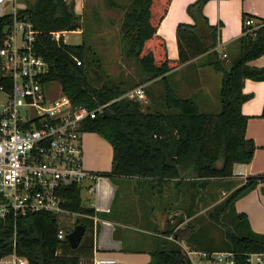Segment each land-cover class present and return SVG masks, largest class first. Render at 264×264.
Returning <instances> with one entry per match:
<instances>
[{
	"label": "trees",
	"instance_id": "trees-1",
	"mask_svg": "<svg viewBox=\"0 0 264 264\" xmlns=\"http://www.w3.org/2000/svg\"><path fill=\"white\" fill-rule=\"evenodd\" d=\"M20 1L23 7L19 13L40 31L37 53L48 63L44 79L58 82L74 105L94 109L106 104L94 118L86 119L81 125L83 132L97 133L112 147L110 171L97 175L113 182L119 177H135L152 183L149 189L151 204L146 217L152 224L156 244L149 251L147 264H189L179 242L183 238L188 242L195 229L189 221L176 229L184 218L173 222L169 217L173 207L172 203L161 205V185L176 180V187L187 180V189L192 188L196 193L208 189L212 183L228 184L231 190L235 183L228 179L233 175V165L250 162L256 146L245 135L248 118L241 112L245 100L242 99V88L247 78L264 80V67L248 64L264 54V19H257L252 26L242 24L238 55L229 61L214 50L216 28L209 25L202 14V7L208 0H195L186 6V12L195 23L177 24L179 56L170 59L157 28L171 0H130L124 10L120 33L124 58H133L139 68L137 79L131 84L127 79L115 81L104 72L87 38L82 37L80 44H66L62 37L58 41L51 38L52 31L80 29L81 16L75 14L72 2ZM108 7L121 8L110 0ZM248 17L252 18L243 13L242 21ZM9 22L7 16L0 17V45L4 27ZM208 36L210 43L206 40ZM201 54L204 59L199 60V66H209L221 76L219 111L216 113L200 110L194 97L179 96L167 82L173 69ZM73 57L80 61L79 65ZM155 79L164 85L161 96L164 111H149L139 100L121 97L127 90ZM261 117L264 119V107ZM259 182H264V174L246 177L214 207V212L209 213V218L224 228L226 250L236 253L235 264H247L246 253L264 252V234L252 231L246 215L234 208L235 200ZM61 195L65 200L63 206L69 212L80 216L95 214L94 208L81 204L80 184L67 186ZM173 198L176 200L175 196ZM194 214L189 210L187 217L192 218ZM225 214L230 224L221 220ZM77 224L85 227L83 236L92 231L91 224L88 226L83 217L75 220L74 226ZM58 228V214L48 212L29 213L18 218L15 226L9 219L0 221V257L15 251L26 258L28 264H91L93 245L88 242L91 238L83 240L82 236L78 246L71 248L67 240L71 229L60 241L56 236ZM169 235L173 240L165 237ZM204 249L212 251L210 247Z\"/></svg>",
	"mask_w": 264,
	"mask_h": 264
},
{
	"label": "built area",
	"instance_id": "built-area-1",
	"mask_svg": "<svg viewBox=\"0 0 264 264\" xmlns=\"http://www.w3.org/2000/svg\"><path fill=\"white\" fill-rule=\"evenodd\" d=\"M16 1L0 0V17L10 20L0 45V221L9 219L14 226L18 218L29 213H71L63 206L61 191L88 176L94 178L82 166L81 125L106 105L94 109L74 105L61 88L57 96L50 94L54 81L44 79L48 63L37 53L40 31L19 13ZM243 23L245 27L254 25L250 17ZM64 33L52 31L50 35L58 41ZM144 86L121 97L146 102ZM66 234L58 228L57 239L64 240ZM165 237L173 240L172 235ZM184 251L189 264H235L236 253L231 250ZM245 255L247 264H264V252ZM0 264L28 261L12 251L0 257ZM91 264L125 263L100 257Z\"/></svg>",
	"mask_w": 264,
	"mask_h": 264
},
{
	"label": "crops",
	"instance_id": "crops-1",
	"mask_svg": "<svg viewBox=\"0 0 264 264\" xmlns=\"http://www.w3.org/2000/svg\"><path fill=\"white\" fill-rule=\"evenodd\" d=\"M69 1L74 4L75 12L80 15L89 4L91 5L87 10L92 8V0L89 3L87 0ZM194 1L171 0L165 16L158 25L157 34L164 39L167 56L170 59H178L179 56L175 32L177 24L195 23V19L186 12V6ZM243 13L250 15L254 24L257 23V19H264V0H208L203 5V16L209 25L216 28L217 44L214 50L219 54L225 52L232 59L237 57ZM206 40L208 43L212 42L209 36ZM202 57L201 54L180 64L170 72L172 79L167 82L174 90L178 87L187 89L186 97H194L198 105L207 106L210 98H216L211 91L214 93L218 90L220 77L211 67L199 66L198 61ZM248 64L258 68L264 67V54ZM184 69L187 72L182 76L175 73ZM150 85L151 81L145 83L148 100L151 99L148 89ZM242 92L246 98L241 104V112L248 118L245 135L254 142L256 148L250 162L233 165V175L228 179L235 183L231 190L242 184L248 176L264 174V119L261 117L264 107V80L245 79ZM81 143L82 166L89 175L94 176V178L88 176L80 183L81 204L94 208L95 214L93 216L72 214L77 218L83 217L88 226L91 224L93 236L88 242L93 245V259L111 257L125 264H147L150 260L149 251L156 244L151 230L152 224L143 213L137 212V205L133 201L126 199L129 192L135 193L137 189L135 182L141 180L135 177H119L113 182L108 177L98 176V173L110 171L113 154L110 143L97 133L88 131L82 134ZM174 196L170 193L172 201ZM234 208L236 212L246 215L252 231L264 234V182H259L245 195L236 199ZM169 217L171 218L170 214ZM133 220L135 222H132ZM186 223L187 217L178 226ZM89 233H86V237ZM179 243L183 249H187L186 238Z\"/></svg>",
	"mask_w": 264,
	"mask_h": 264
},
{
	"label": "rangeland",
	"instance_id": "rangeland-1",
	"mask_svg": "<svg viewBox=\"0 0 264 264\" xmlns=\"http://www.w3.org/2000/svg\"><path fill=\"white\" fill-rule=\"evenodd\" d=\"M89 1L90 0H87V3H89ZM110 1L116 3L117 5L119 4L121 8L108 7V0H92L91 10H87V7L91 4L84 8L82 15L77 14L74 10L76 15L81 16V27L75 31L65 32L63 34V42L66 44H80L82 37L87 38L88 42L95 50L104 72L115 81L119 79H127L132 84L137 79V72L139 68L133 58H124V53L122 50L123 43L121 41L120 33L124 10L130 3V0ZM16 3L19 9L23 7V3L20 0H17ZM223 53L225 55H223ZM220 56L223 59L227 58L229 61L233 60L230 56H227L225 52H222ZM186 72L187 71L184 69L175 73H179V75L182 76ZM218 77H220L221 80L219 73ZM170 79H172L171 73L168 74V80ZM150 81L151 85L148 87V89L151 99L148 100L146 98V102L142 101L141 103L143 107L148 108L149 111H164L165 109L163 106V100L161 99V96L164 93V85L159 79ZM134 88H131L127 91H130ZM143 89L146 94V86H144ZM50 90L52 91L50 94L53 97L57 96L60 90L59 83L56 81L52 82L50 84ZM175 90L179 96H187V89L184 90L181 87H178ZM218 90H216L214 93L211 91V94H214V97L216 98H210L207 106L203 104L198 105L200 110L212 113L219 111ZM216 105H218V107H216ZM176 182V180H171L169 184L161 185V205L172 203L173 210L172 213H170V216L173 222H177L180 217L185 219L189 210L195 212L192 218L187 217V221L193 225L196 231L190 235V240L187 242V249L206 250L204 249L205 247H210L212 250H226L227 241L224 235V228L214 223L209 218V213L214 212V207L229 194V188L227 186L228 184L219 185L212 183L208 189L196 193L192 188L187 189V180H184L181 185L175 187ZM151 184L152 183H148V180H141L138 183L135 182V185H137L135 193L132 194L129 192L126 197L127 200L133 201V203L137 205V212L143 213L145 217L151 204V192L149 190ZM83 193L84 190H82V194ZM120 193L122 194V191H120ZM170 193L175 194L176 200L172 201L169 198ZM76 218L77 216L72 213H60L58 214V227L63 231H68L73 228ZM221 220L227 224H230L229 217L226 214L221 218ZM132 222L135 221L133 220ZM184 226L185 224H183V226H179L176 229H180ZM92 236L93 232H90L87 237L86 235L83 236V240L85 237L86 239H89L92 238Z\"/></svg>",
	"mask_w": 264,
	"mask_h": 264
},
{
	"label": "water",
	"instance_id": "water-1",
	"mask_svg": "<svg viewBox=\"0 0 264 264\" xmlns=\"http://www.w3.org/2000/svg\"><path fill=\"white\" fill-rule=\"evenodd\" d=\"M70 1L67 0V3ZM7 27L4 30V33H6ZM246 98V95L242 96V99L244 100ZM85 232V227L81 224L75 225L71 231L67 234V240L71 248H76L79 244V242L82 239V236Z\"/></svg>",
	"mask_w": 264,
	"mask_h": 264
}]
</instances>
